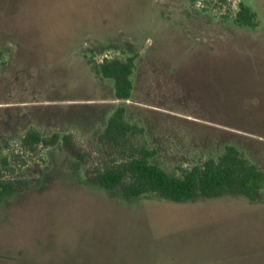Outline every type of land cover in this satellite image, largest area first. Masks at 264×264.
Here are the masks:
<instances>
[{"label":"rangeland","instance_id":"obj_1","mask_svg":"<svg viewBox=\"0 0 264 264\" xmlns=\"http://www.w3.org/2000/svg\"><path fill=\"white\" fill-rule=\"evenodd\" d=\"M241 4L258 32L236 23ZM131 55L134 93L118 100L93 63ZM119 106L144 131L114 149L102 134ZM251 116L264 118V0H0V177L28 183L0 202V264L238 263L214 252L240 234L224 205L127 199L97 174L146 145L181 175L232 141L264 170V139L218 121ZM32 129L58 140L25 146Z\"/></svg>","mask_w":264,"mask_h":264},{"label":"trees","instance_id":"obj_2","mask_svg":"<svg viewBox=\"0 0 264 264\" xmlns=\"http://www.w3.org/2000/svg\"><path fill=\"white\" fill-rule=\"evenodd\" d=\"M236 23L240 26L256 27L258 19L255 11L241 4ZM136 68V57L105 58L99 64V72L104 77L113 78L115 96L120 100L130 99L133 91L132 75ZM133 131L143 132L144 128L131 124L126 119V108L119 106L109 117L102 140L116 149L123 139ZM58 140L54 134L46 139L37 130H29L23 137V144L32 148L37 144L51 145ZM65 144H71L64 137ZM126 150H123L125 152ZM157 149L142 146L138 155H131L125 163L108 166L97 174L100 185L109 190L119 189L127 199L146 194H158L175 202L194 201L199 197H220L226 194L241 195L251 200H259L264 189V171L246 154L234 145H226L217 157H209L202 165L184 170L181 175L171 174L160 165L151 162ZM9 165L8 157L2 159ZM24 183V186L21 184ZM15 179H1L0 202L11 194L28 188V183Z\"/></svg>","mask_w":264,"mask_h":264},{"label":"crops","instance_id":"obj_3","mask_svg":"<svg viewBox=\"0 0 264 264\" xmlns=\"http://www.w3.org/2000/svg\"><path fill=\"white\" fill-rule=\"evenodd\" d=\"M240 27H250V26H240ZM256 27H250V28L253 30V32L254 31L258 32L259 30L257 31L255 29ZM229 41L232 42V39H228L227 41H225L223 46L227 47ZM204 43L210 46V48L213 46L216 47L222 46V44L218 45L215 40L204 41ZM131 56H135V55H131ZM104 58H111V57H104ZM229 58L232 59L233 57H226L225 59L228 60ZM85 61H88V59ZM225 63L227 64V62ZM98 66L99 64L93 63V67L95 68L96 73L101 74L99 72ZM135 70L132 75V80H133L132 96L135 89V83L133 77L135 74ZM126 119H127V114H126ZM232 119L233 117H231V120H229V118L226 117L223 120L218 119V121H221L222 126L225 127L231 126L230 127L231 129H236L235 131H238V133L240 134L247 136L254 135L264 139V118L262 119V117H255V116L253 118V116H251V118L247 117V120L245 118H244L245 120L243 119L239 120L236 118L235 119L236 121H232ZM227 145H234L238 147L250 159L247 150L242 148V146H240L238 142L232 141L230 142V144ZM253 162L258 166V164L255 161ZM209 201L214 202L213 205L215 204V206L224 205L223 207H225V210L223 211V213H226L225 217L227 218V220H229L228 227L231 230H240L238 232L240 234L237 240H233V239H231L230 241L229 239L226 240L227 243H231L230 247L228 248L224 247L223 251L214 250L215 254H224L226 255V257H230V258L233 257V259H235L234 261H238V263L235 264H264V196H262L261 199L259 200H251L241 195H232L229 197L228 194H226L220 197L209 198ZM217 211L219 210H216L214 212L216 213Z\"/></svg>","mask_w":264,"mask_h":264}]
</instances>
